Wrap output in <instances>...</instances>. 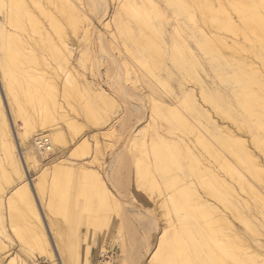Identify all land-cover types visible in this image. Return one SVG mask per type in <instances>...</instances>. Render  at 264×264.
Segmentation results:
<instances>
[{
	"label": "bare ground",
	"instance_id": "bare-ground-1",
	"mask_svg": "<svg viewBox=\"0 0 264 264\" xmlns=\"http://www.w3.org/2000/svg\"><path fill=\"white\" fill-rule=\"evenodd\" d=\"M81 1L0 0V12L3 13L0 20V174L5 175L9 185L21 181L18 186L14 185L16 188L10 194L4 191L8 198L6 210H0V235L9 238L5 224L10 223L21 240L37 252V258L41 257L50 264H96V252L101 250L104 254L107 251L111 227L108 215L111 199L108 198L113 196L107 191L105 178L100 176L101 173L98 175V171L91 178L86 172L92 169V162L99 167L104 164L103 146L109 141H104L101 135L107 134L100 132L98 127L99 133L92 145L90 138L85 136L86 132H83L84 126L77 129L80 118L99 126L105 125L109 117L108 111H105L107 114L103 111L104 106L115 101L107 99L109 95L102 84L88 81L78 69L80 61L75 58V43L66 23L72 26L75 36L83 33L84 38L91 40L93 28L90 26L93 21L91 17L86 19ZM87 1L101 17V23L110 12L112 0ZM142 2V7L138 5L140 8L132 0L123 2V5L137 16L141 15L137 21L152 35H137L122 20L118 22L117 32L128 52L137 62L150 68V73L151 70L164 71V74L149 73L155 80L141 76L150 90L151 105H148L161 125L170 131H180L181 136L172 131L176 136L167 138L162 126V131L154 128L156 132L146 138L144 129L150 127L148 121L146 125L129 132V157L128 154H121L123 147L112 152L113 160L105 167L107 178L110 176L109 166L120 162L128 167L133 161L136 184L140 182L145 192L151 191L146 195L161 208L167 222L162 224L164 227L161 226L163 232L151 257L141 260L145 261L144 264H264V252L259 251V248L264 249V243L254 238L256 245L251 246L247 241L248 234L243 236L240 226V223L243 224L259 239L264 235H261L259 227V224L263 227V220L260 221L257 215L264 219V0H167L176 13L188 16L193 22L188 27L191 32L188 37L193 39V45L192 40H189L191 43L175 40L170 52L164 48L166 37L170 36L166 34L169 29L166 30L161 23L156 25L151 18L153 15L150 17V11H158L160 4L156 5L161 2ZM161 8L163 10L164 6ZM170 12L173 13L172 10ZM196 14H200L199 19H196ZM166 18L169 16L166 15ZM180 28L176 29L180 32ZM101 32L96 30L94 39L100 41V49L104 47L102 51L108 52L106 45L102 44L105 39ZM111 56L115 65L120 66L121 59ZM97 57L103 64L104 56ZM124 61L120 67H123ZM133 70L136 72V69ZM132 71L129 69L127 73L134 74ZM137 75L134 82L138 81ZM119 77L116 74L112 82H107L127 96L129 92L126 89L129 87L123 88ZM126 77V82H132V76L129 79ZM138 97H135L136 102H132L136 111L140 108L139 104L146 106L142 96ZM97 98L104 101V106L98 103ZM156 126L158 128L159 124ZM169 130L165 131L168 133ZM170 131L168 134L173 135ZM16 139L22 146L21 156ZM40 139L47 141L46 148L38 145ZM168 139L172 141L168 142ZM69 143L74 145L71 147ZM69 147L66 157H56L58 150L63 152ZM88 154H91V160H87ZM154 168L160 180L150 174ZM39 169H42L43 175L50 171L49 183L43 181L47 185L38 182L44 188L40 187L39 195L41 193L42 198H46L51 215L64 216L66 221L61 228L57 218V223L56 220L46 223V214L40 211L36 184H33L32 190L31 181L26 178V172ZM76 169L85 171L86 175L79 176L85 179L79 196L83 200L81 198L79 202L76 200L78 196L75 199L69 190L75 182L72 173ZM87 177L91 183H88ZM157 188L159 193L154 195L152 191ZM157 198H161L160 201ZM114 200L115 204L117 199L116 202ZM82 211L88 215L84 236L80 228L82 217H76ZM148 214V225L159 229V213L156 217L150 212ZM71 216L76 220L72 221ZM18 222H23V226L18 228ZM48 230L53 231V244ZM97 232L101 234L100 241L96 239ZM9 247L10 244L0 236V254L5 252V256L1 255L0 264L10 252L7 250ZM8 264L14 263L10 261ZM19 264L30 263L22 260Z\"/></svg>",
	"mask_w": 264,
	"mask_h": 264
},
{
	"label": "rangeland",
	"instance_id": "rangeland-1",
	"mask_svg": "<svg viewBox=\"0 0 264 264\" xmlns=\"http://www.w3.org/2000/svg\"><path fill=\"white\" fill-rule=\"evenodd\" d=\"M114 2V5H113V2ZM111 1V7H110V12L102 19L103 21H104V23H103V21L101 22V23H99L100 22V18L101 17H98L97 16V13L95 12V9L92 7V6H90L89 5V3H88V1L86 2V0H82L81 1V3H82V5H81V9H83V12H85V14H86V19H89L90 17V19L93 21H91L92 23H93V25H91L90 27H92L93 29V33H92V35H91V37L89 38V39H91L90 41L87 39V38H84V34L83 33H80L79 35H78V37L77 36H75V34H74V31H72L73 29H72V26L70 25V24H67L66 23V27H67V30H68V32H69V34H70V36H71V38H72V40H73V42L75 43L74 44V47H75V52H76V56H75V58H77L79 61H80V65H78V69L82 72V73H84V76L86 77V79L88 80V81H91V82H93V84H94V82H95V85H98V84H102L101 86H102V88L106 91V93L109 95V98H107V99H114L115 101H112L111 102V104L109 103V105H107V106H104V101L103 100H101V98H97V101H98V103H100V105L101 106H104V109H103V111H104V113H106L105 111H108L107 113H108V115H107V117H109L108 118V120H107V122L105 123V125H101V126H99V125H96V124H93L92 122H90V121H88V120H86V119H83V118H80L79 119V121H78V123H77V129H78V127H80V128H82V125L84 126V128H82L84 131L83 132H86V138L87 137H89L90 139V142L92 143V145H94V143H95V135H97L98 133H99V128L98 127H100L101 128V130H100V132H104L105 134H107V136L105 135V136H102L101 135V138L104 140V141H106V142H108L109 141V143L108 144H105L104 146H103V153H104V158L102 159V161H103V165H101L100 167H99V165L97 164V163H91V167H92V169H90V170H87L86 172H88V175L87 176H89L90 178H91V176L93 175V174H95V172L96 171H98V172H96V173H98V175L100 174V176H103L104 178H105V181H104V183H105V185H106V188H107V191H108V193H109V195H111V196H113V197H110V198H108V199H111V201H110V203H109V205L111 204V208H113L112 210H111V208H109V205H108V210H109V218H110V222H111V227H110V229H109V232H108V236H109V242L107 243V245H106V249H107V251L106 252H104V254H102L101 253V250H99V251H97L96 252V257H95V259H96V264H108V263H110V264H124V263H126V264H135V262L137 263V264H144V262L149 258V257H151V254H152V252H154V250H155V247H156V244H157V240H158V237H160L161 236V234H162V229H161V226L162 227H164L163 225L165 224H167V222L164 220L165 219V217H164V215H163V212L161 211V208H159V206L157 205V203H154V201L153 200H149V197L146 195L147 194V192H151L150 190L149 191H146L145 192V190L146 189H144L145 187H144V185L142 184L141 185V183L140 182H137L138 184H136V181H137V179H135L136 178V175H137V173H136V169H135V163L133 162V161H131L130 162V164H128V167L127 166H123L120 162L119 163H117V164H115V165H113L112 167H113V169H112V167H110L109 166V170H110V172H109V174H110V176H108L107 178H106V173L104 172L105 171V167L107 166V164L111 161V160H113V156H112V152H115L116 150L118 151L119 149L120 150H122L123 149V147H124V150H123V152L121 153L122 155L124 154L125 156L128 154V157H129V149H130V147H131V143H128V135H129V132L130 131H132L133 129H135L136 127H141V126H144V125H146L147 124V122H148V126L150 125V127H148V130H145L146 129V127H145V129H144V136H146V138H147V136H150L151 134H153L154 132H156V130H161V128H162V126H163V133L164 134H166V136H168L167 138H169V137H171V138H173V137H175L176 136V134H177V136L178 135H180L181 136V134H180V131H177V132H175V130L174 129H172V131L173 132H175L176 134L174 135V133L172 132V131H170L167 127H165L164 125H161V122L159 121V119H157V116H156V114H154L155 112L152 110V108H151V104H150V102H149V94H150V90H148V84L146 83V80L144 79V80H142V77L144 76V77H150V79H154L155 80V78L154 77H152L151 75L153 74V73H162V74H164V71L162 72H160V71H156V70H154V71H152L151 70V72L152 73H150V68L149 69H147L145 66H143L141 63H139V61L137 62V60L128 52V49H126L125 47H124V43H123V40H122V38L120 39V35H119V33L117 32V25H118V22L120 21V20H122L123 22L124 21H126L125 23L127 24H129L135 31H136V33H137V35H146V34H148V33H150V30H148L146 27H143V26H141L140 25V22H138L137 21V18H138V16H141L140 14L137 16V14L135 13V12H133L131 9H125V6L123 5V2H126V1H128V0H112ZM136 0H132V2L133 3H136V7L137 8H140V7H138V5H140L141 3H142V5H143V2H142V0H138V1H136ZM164 2V3H158L156 6H158L159 4L161 5H159V7H160V9L162 10V8L161 7H163L164 6V9L166 10V8H167V10H169V11H164V14H163V10L161 11L158 7V11L160 12H158V11H155V10H152V11H150V17H151V15H153L151 18H153L154 20L153 21H155V24L156 25H158V24H163L162 26L163 27H166V30H168L167 31V36L168 35H170V36H168V39H167V37H166V43L164 44V48L167 50V51H171V49H173V47H174V42H175V40H181V42L183 43V42H188L189 40L192 42V45H193V39L191 38V37H188V36H190V30H188V27L189 26H191L192 24H193V22H192V20H190L189 18H188V16H183L184 14H178V13H176L175 12V10H174V7L171 5V4H168V2H167V0H157V2ZM85 2V3H84ZM138 2H139V4H138ZM141 2V3H140ZM166 3V4H165ZM85 4V5H84ZM168 4V5H167ZM120 5H121V7H120ZM142 5H140L141 7H142ZM114 6V7H113ZM156 6H154V7H156ZM169 6V7H168ZM118 8V10H117V8ZM120 8H121V10H123L122 12V14H121V11H120ZM150 8H152V7H150ZM156 8V9H157ZM125 9V10H124ZM153 9V8H152ZM128 10V11H127ZM149 10V9H148ZM170 10H172V14H171V12H170ZM95 12V13H94ZM119 12V13H118ZM127 14H126V13ZM166 12H170V14H167ZM129 13V14H128ZM133 13V14H132ZM131 14V15H130ZM134 15H136V16H134ZM163 15V17H161ZM166 15H167V17L169 16V18H166ZM177 15V16H176ZM129 16H131V17H129ZM134 16V17H133ZM88 17V18H87ZM93 17V18H92ZM129 17V18H128ZM157 19H156V18ZM3 18V13H1L0 12V20ZM135 18V19H134ZM176 18H178V23H177V19ZM180 18V19H179ZM200 18V14H196V19H199ZM124 19V20H123ZM172 19H176L175 20V23L173 22V20ZM128 20H130V21H128ZM185 20V21H184ZM106 21V22H105ZM107 21H109L108 23H107ZM163 21V22H162ZM180 21V22H179ZM182 21V22H181ZM95 22V23H94ZM158 22V23H157ZM171 23V24H170ZM181 23V24H180ZM97 24H98V26H97ZM178 26H177V25ZM182 24H185V26H186V30H185V26L184 25H182ZM174 25V26H173ZM71 26V27H70ZM97 26V27H96ZM100 26V32H101V30H103V32H101L103 35H104V39H105V41H104V43H102L103 44V46H105L106 45V49L105 50H108V52L110 51L111 53H108L107 51H102L101 49L103 48V50H104V47H102L101 49H100V47H101V44H100V41L99 40H96V39H94V34L96 33V30H97V32L99 31L97 28ZM172 26V27H171ZM184 27V30L186 31H184L183 30V27ZM135 27V28H134ZM180 28V27H182V29L180 28V32H182L181 34H180V32L178 31V29H176V28ZM141 28V29H140ZM145 28V29H144ZM173 29V30H172ZM114 30V31H113ZM143 30H145V31H143ZM146 30H147V32H146ZM176 30H177V32H176ZM112 31V32H111ZM141 31V32H140ZM109 32V33H108ZM117 32V33H116ZM139 32V33H138ZM142 32H145V33H143L142 34ZM184 33H186V34H184ZM151 34V33H150ZM150 34H148V35H150ZM152 35V34H151ZM179 35V36H178ZM186 35V36H185ZM181 36V37H180ZM183 36H185V37H183ZM76 37H77V39H76ZM173 39H172V38ZM109 38V39H108ZM181 38V39H180ZM186 38V39H185ZM120 39V40H119ZM172 39V41H168V40H171ZM183 39V40H182ZM88 40V42H86V41ZM97 41V43L98 44H96V45H94V43ZM186 40H188V41H186ZM115 41H118V42H115ZM174 41V42H173ZM188 42V43H191V42ZM94 42V43H93ZM120 42V43H119ZM171 42H173V45H172V43ZM86 43V44H85ZM171 43V44H170ZM91 44V45H90ZM105 44V45H104ZM172 45V46H171ZM94 46H95V48H94ZM114 46V47H113ZM119 46V49L117 48ZM98 48V49H97ZM120 51V52H118V50ZM98 53H97V52ZM119 53V54H118ZM125 53H127L125 56H127V57H125L124 56V54ZM79 54V55H78ZM83 54V55H82ZM106 56H105V55ZM109 54H110V56H109ZM121 54H123V55H121ZM95 55H96V57H95ZM98 55H100V57H103L102 59V62H103V64L101 63V58H99V57H97ZM111 55H113V56H115V57H117L118 58V60H120L119 62V65L121 66L122 64H123V62L122 61H124L123 59H125L126 61H124V65H123V67H120V66H116L115 65V63L112 61V56ZM117 55H121L122 57H120V56H117ZM82 57V58H81ZM125 57V58H124ZM94 58V59H93ZM99 58V59H98ZM127 58V59H126ZM155 58V57H154ZM153 58V59H154ZM96 59V60H95ZM109 59V60H108ZM82 60V61H81ZM84 60V61H83ZM99 60V61H98ZM129 60V61H128ZM94 61V62H93ZM97 61H98V63H100V64H102V65H97L98 63H97ZM128 61V62H127ZM83 62V63H82ZM96 62V63H95ZM127 62V63H126ZM131 63V64H130ZM170 62L168 61V64H169ZM127 64V65H126ZM130 65V68L128 67ZM90 66V67H89ZM115 66V67H114ZM128 67L129 69H130V71H132L133 69H136V72H134V70L132 71V72H134V74L132 73H130V74H128L127 73V71L129 70L128 68L126 69V68ZM133 67V68H132ZM122 68H125V69H122ZM111 71H110V70ZM115 69V70H114ZM122 70H124V71H122ZM126 70V71H125ZM149 70V71H148ZM120 71V72H119ZM141 71V72H140ZM140 72V73H139ZM146 74V75H148V76H146L144 73ZM118 74L120 77H119V80H120V84H121V86L123 87V88H128L129 87V89H126L127 90V93L129 92V95L127 94V96H125V94H123V93H121L119 90H117L112 84H110V83H108L107 81H109V82H112V80H113V77H114V75H116V74ZM122 73V74H121ZM124 73V74H123ZM126 73H127V77H128V79H129V77L130 76H132V77H130L131 79H132V82H131V80H128L127 82H126V80L127 79H125V77H126ZM151 75H150V74ZM137 76H139V78L137 77V79H138V81H139V85L137 84V85H135L138 81L136 80L135 82H134V80H135V76L136 75ZM133 75H135V76H133ZM142 76V77H141ZM124 77V78H123ZM126 77V78H127ZM122 78V79H121ZM123 79L125 80V82L123 83L122 81H123ZM141 79V80H140ZM122 82V83H121ZM134 82V83H133ZM133 83V84H132ZM142 83H143V85H142ZM109 86H108V85ZM145 84V85H144ZM159 84V83H158ZM125 85V86H124ZM131 85V86H130ZM140 85H142V86H140ZM127 86V87H126ZM137 86V87H136ZM139 86H140V88H139ZM161 86V85H160ZM132 87V88H131ZM162 87V86H161ZM137 88V89H136ZM142 88V89H141ZM113 89V90H112ZM115 89V90H114ZM144 90H146V91H144ZM134 91V92H133ZM116 92V93H115ZM147 92V93H146ZM133 93H135V94H133ZM138 95H137V94ZM149 93V94H148ZM119 94H120V96H119ZM146 94V95H145ZM134 95V96H133ZM148 95V96H147ZM131 96H133V97H131ZM137 96H142V98H143V101H144V103H146V104H144V105H146V106H141L140 104H139V106H140V110L138 109L137 111L136 110H134L133 109V107H132V102L134 103V102H136L135 101V97H136V99H137ZM138 97V98H139ZM147 97V98H146ZM131 101V102H130ZM138 101V100H137ZM103 102V103H102ZM148 104H150V105H148ZM4 105H5V101H4ZM112 106L114 107L113 109H111L112 108ZM6 108H7V106H5ZM107 107H108V109H107ZM141 107L143 108V109H141ZM148 107V108H147ZM106 109V110H105ZM112 110V112H111V110ZM109 110H110V113H109ZM151 111H152V113H151ZM136 112V113H135ZM106 113V114H107ZM155 116V119H157L156 121H157V123L159 124V126H158V128H157V123H155L156 121H154L152 118ZM152 117V118H151ZM139 119H141L140 120V122H138L139 121ZM85 120V121H84ZM150 120H151V122H150ZM11 122V121H10ZM82 122V123H81ZM145 122V123H144ZM154 122V123H153ZM79 124V125H78ZM160 127V128H159ZM22 128V127H21ZM20 128V129H21ZM156 130H155V129ZM82 129H80V133H83L81 130ZM114 129V130H113ZM79 130V129H78ZM104 130H106V131H104ZM167 130H169L171 133H173V135L171 134V135H169L168 133H169V131H168V133L166 132ZM89 131V132H88ZM110 131V132H109ZM148 131V132H147ZM162 131V130H161ZM108 132V133H107ZM14 133H15V129H14ZM147 133H148V135H147ZM100 135V134H99ZM109 136V137H108ZM94 137V138H93ZM105 137V138H104ZM106 138H108V139H106ZM106 139V140H105ZM169 140L170 141H172V139H168V142H169ZM173 143V142H172ZM16 144H17V146H18V141H17V139H16ZM70 145H71V147L74 145V144H71V143H69ZM111 144V145H110ZM128 144L130 145L129 147H128ZM107 145V146H106ZM109 145V146H108ZM134 145V144H133ZM105 146H106V148H105ZM69 149H70V147L68 148V150H66V151H63V152H61V150L59 151L58 150V152L59 153H57V155H56V157H58V158H64V156L66 157L67 155H68V153H69ZM18 150H19V154H20V156H21V154H22V146L19 144V146H18ZM20 151H21V153H20ZM65 152V153H64ZM91 152H92V150H91ZM90 152V153H91ZM64 155H63V154ZM91 154H88V155H86V157H88L87 158V160H91L92 158H91V156H90ZM95 155V154H94ZM115 155H116V153H115ZM114 155V156H115ZM49 156H52V155H49ZM90 156V157H89ZM153 157V156H152ZM115 158V157H114ZM73 160L75 159L74 157L72 158ZM134 163V164H133ZM106 164V165H105ZM131 165V166H130ZM103 166H104V168H103ZM123 166V167H122ZM132 166H134V167H132ZM122 167V168H121ZM98 168V170H96ZM101 168V169H100ZM115 168V169H114ZM128 168V169H127ZM42 169H39V170H35V171H29V172H26V174H27V180H28V182H30L31 181V183L30 184H32V190L34 189V186H33V184L35 185V189H36V193H38V197H37V199H38V201H39V203H37V204H39L40 206H41V208H40V211H42V212H44V214H46V223L47 224H49V223H51V222H54L56 219L55 218H57L58 220H56L55 221V223H57V221H58V223H60L59 225V227L61 228L62 227V224L66 221L65 220V218H64V216L62 215V214H59V215H57V216H55V215H51L50 214V212H49V209H48V205H47V202H46V198L45 199H43L42 198V196H41V193H40V195H39V189H40V187L42 188V189H44L43 187H42V185H44V184H48L49 183V179H50V171H48V173L46 174H44V175H46V177H44V175H43V172L41 171ZM93 170H94V172H93ZM101 170V171H100ZM112 170V171H111ZM114 170V171H113ZM40 171V172H39ZM82 173V175H81V173ZM103 171V172H102ZM155 171V172H154ZM157 170L154 168L153 169V172L152 173H150V174H152V176H154L156 179H158V180H160V177H159V174H157V172H156ZM84 172V173H83ZM116 172V173H115ZM90 173H91V175H90ZM120 173V174H119ZM122 173V174H121ZM84 174V175H83ZM87 174V173H86ZM40 175V176H39ZM41 175H42V178L44 179H42L41 178ZM72 175H73V177H74V179H75V182H73L71 185H70V187H69V190L71 189V194H72V196L76 199V197H77V199L76 200H78V202L79 201H82L83 200V197H79L80 196V194H81V190L82 189H84V188H82V186L84 185V184H82V183H85L84 182V178H79V176H82V177H84V176H86L85 175V171H82V170H80V169H76L73 173H72ZM124 175V176H123ZM134 175V176H133ZM156 175H157V177H156ZM37 176H39V177H37ZM94 176V175H93ZM114 176V177H113ZM117 176V177H116ZM4 177V178H3ZM89 177H87L88 179H89ZM113 177V178H112ZM122 177V178H121ZM133 177H135V178H133ZM35 178H36V181H35ZM38 178V179H37ZM79 178V179H78ZM6 177H5V175H2V174H0V197H2L1 198V200H0V210H1V208H3V210H6V203H7V198H8V194H10V192L14 189V187L16 188V186H18L20 183H21V181H18L17 183L18 184H14V185H16V186H14V185H9L10 183L8 182V179H6ZM111 179H112V181H111ZM124 179V180H123ZM45 180H47V181H45ZM123 180V181H122ZM48 182V183H44V182ZM88 181V183H91V180L89 179V180H87ZM108 183H107V182ZM121 181V182H120ZM125 181V182H124ZM38 182H42L41 184L42 185H38ZM81 182V183H80ZM93 182V181H92ZM127 182H128V184H127ZM80 183V184H79ZM121 183V184H120ZM127 184V186H126V184ZM113 184H114V186H113ZM141 185V186H140ZM81 186V187H80ZM89 187H92V186H90V185H88ZM118 188H116V187ZM144 188H143V187ZM37 187V188H36ZM122 187H123V189H122ZM137 187V188H136ZM11 188V189H10ZM127 188V189H126ZM141 188V189H140ZM7 189H8V191H7ZM112 192V194H111V192L109 191V190ZM113 189V190H112ZM144 191H143V190ZM157 190V191H156ZM154 189V191H152V192H154L153 194L155 195V194H157L158 195V193H159V190H158V188L157 189ZM4 191L5 192H7V193H5L4 194ZM38 191V192H37ZM46 191V190H45ZM80 191V192H79ZM2 192H3V194H2ZM118 192V193H117ZM74 193H75V195H74ZM77 193V194H76ZM122 193V194H121ZM79 194V195H78ZM124 194V195H123ZM2 195H4V197L2 196ZM125 197V199H124V197ZM127 195V196H126ZM114 196H115V198L117 199H115L114 198ZM120 196V197H119ZM122 196V197H121ZM250 196V195H249ZM144 199H146V200H148V202H145L144 200H143V198ZM42 198V199H41ZM74 198H71V199H74ZM81 198H82V200H81ZM113 198V199H112ZM121 198H123V199H121ZM80 199V200H79ZM117 201H115V200ZM135 199V200H134ZM157 199H159V201H160V199L161 198H157ZM75 200V201H76ZM113 200L116 202L115 204H114V202H113ZM134 200V201H133ZM45 201V202H44ZM108 201V200H107ZM107 201L105 202L106 203V207H107ZM127 201V202H126ZM44 202V203H43ZM109 202V201H108ZM124 202V203H123ZM131 204H130V203ZM134 204H133V203ZM116 204L118 205V207L116 206ZM1 205H3V207L1 206ZM114 205H115V207H114ZM133 205H134V207H133ZM142 205V206H141ZM153 207V208H152ZM116 208V209H115ZM133 208V209H132ZM77 209V208H76ZM78 210V209H77ZM116 210V211H115ZM163 210V209H162ZM147 211V212H146ZM158 211V212H157ZM162 212V213H160V212ZM49 212V215L47 214ZM141 212V213H140ZM148 212H150L151 213V215H154L155 217L158 215L159 217V220H161L160 221V227H159V229H157V230H155V229H153V228H151V226H149L148 225V221H146L147 219L149 220V216H147V215H149L148 214ZM118 213V214H117ZM124 213V214H123ZM157 213H159V214H157ZM81 214V215H80ZM80 214L79 213H77V215H76V217L77 218H81L82 217V222H81V226H80V228H81V234H82V236H84V233H85V230H86V228H85V223H86V217L88 216L87 215V212H85V211H82V212H80ZM145 214V215H144ZM157 214V215H156ZM47 215H48V217L50 218H48L47 217ZM126 215V216H125ZM259 217H258V219L260 220H263L262 222L264 223V219H263V217H261V215L260 214H257ZM76 217H73V216H71V220L73 221V220H76ZM163 217V218H162ZM52 218V219H51ZM54 218V219H53ZM138 218V219H137ZM164 220V221H163ZM260 220V221H261ZM164 222V223H163ZM133 223V224H132ZM145 223V224H144ZM163 224V225H162ZM259 224V223H258ZM17 225H18V228H20V227H22L23 226V222H18L17 223ZM64 225V224H63ZM144 225V226H143ZM5 226H6V234H8V236H9V238H7L4 234L2 235H0V236H2V239H4L5 241H6V243L7 244H10V247L7 249V250H9L10 252L9 253H7V255H6V258H4V261H3V264H8L10 261L11 262H13L14 264H19L22 260H26V261H28L30 264H50L48 261H44L45 259H43V258H41V257H39V258H37V252L36 251H34L33 249H30V246L27 244V243H25V242H23L22 240H21V238H20V236H19V234H18V232H16L13 228H12V226H11V224L10 223H8V222H6V224H5ZM49 226V225H48ZM240 226H241V230H242V235L243 236H246V234H248V236H249V239L247 240L249 243H251L250 245L251 246H254L255 247V245H256V241H253L254 240V238L255 239H258L257 241H260V242H262V243H264V235H262V234H264V224H262V226L263 227H261L260 226V224H259V227H260V232H261V235L263 236V237H260V239L258 238V237H255L253 234H252V232L250 231H248L247 230V228L243 225V224H241L240 223ZM0 227H1V225H0ZM124 227V228H123ZM153 229V230H152ZM148 230V231H147ZM128 232V233H127ZM263 232V233H262ZM53 234V231H52V233L51 232H49V230H48V235H49V237H50V240L52 241V244L54 243V240H53V238H54V236L52 235ZM148 234V235H147ZM151 234V235H150ZM134 235V236H133ZM260 235V236H261ZM149 236V237H148ZM55 239V238H54ZM96 239H97V241H100L101 240V234L100 233H98L97 232V237H96ZM263 239V240H262ZM251 240V241H250ZM254 243H253V242ZM150 242V243H149ZM144 244H145V246H144ZM152 245H153V247H152ZM137 246V247H136ZM146 248V249H145ZM150 248V251H149V253H148V249ZM152 249V250H151ZM260 249H262V248H259V251L260 252H264V249H262V250H260ZM125 251L127 252V251H129V253L126 255L125 254ZM139 252V253H138ZM4 253L5 252H3L2 251V253L0 254V258H2V256L1 255H3V256H5L4 255ZM124 253V254H123ZM136 253V254H135ZM135 254V255H134ZM148 254V255H147ZM143 255H145L146 257L144 258V256ZM138 257L137 259H139V260H141V258L142 259H144V260H141V261H139V260H137L136 259V257ZM141 256V257H140ZM140 257V258H139ZM124 258H126V259H124ZM134 258H135V262H133L134 261ZM133 259V260H132ZM124 260L126 261V262H124ZM137 260V261H136ZM108 262V263H105V262ZM34 262H36V263H34Z\"/></svg>",
	"mask_w": 264,
	"mask_h": 264
},
{
	"label": "built area",
	"instance_id": "built-area-1",
	"mask_svg": "<svg viewBox=\"0 0 264 264\" xmlns=\"http://www.w3.org/2000/svg\"><path fill=\"white\" fill-rule=\"evenodd\" d=\"M38 145L40 146V147H44V148H46V145H47V141L44 139H40V140H38Z\"/></svg>",
	"mask_w": 264,
	"mask_h": 264
}]
</instances>
